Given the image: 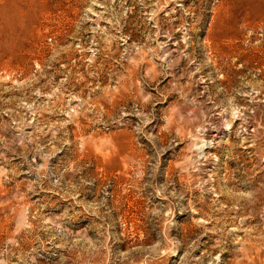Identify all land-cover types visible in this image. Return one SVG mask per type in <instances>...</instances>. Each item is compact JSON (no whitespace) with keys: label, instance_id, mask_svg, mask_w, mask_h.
I'll return each instance as SVG.
<instances>
[{"label":"rangeland","instance_id":"obj_1","mask_svg":"<svg viewBox=\"0 0 264 264\" xmlns=\"http://www.w3.org/2000/svg\"><path fill=\"white\" fill-rule=\"evenodd\" d=\"M262 4L0 0V264H264Z\"/></svg>","mask_w":264,"mask_h":264},{"label":"bare ground","instance_id":"obj_2","mask_svg":"<svg viewBox=\"0 0 264 264\" xmlns=\"http://www.w3.org/2000/svg\"><path fill=\"white\" fill-rule=\"evenodd\" d=\"M249 2H251V1H249ZM256 2V1H255ZM261 4L260 2H257V4ZM245 4H247V3H245ZM250 4V3H249ZM247 6V5H246ZM251 6H252V4H251ZM255 6V5H254ZM257 6V5H256ZM257 7H259V6H257ZM252 8H254V7H252ZM259 8H261V10H263L264 9V4H262V5H260V7ZM13 9V8H12ZM249 9V8H248ZM251 9V8H250ZM2 10V9H1ZM12 11V10H11ZM18 11V10H17ZM251 11V10H250ZM253 12V11H252ZM251 12V13H252ZM255 12V11H254ZM253 12V13H254ZM257 12V11H256ZM249 14V13H248ZM261 14V13H260ZM2 15V14H1ZM12 15V14H11ZM259 16V15H258ZM10 17V16H9ZM3 18V17H2ZM6 18H8V16L6 17ZM13 19H14V17H13ZM12 21V20H11ZM8 26V25H7ZM15 26V25H14ZM10 28H12V27H10ZM11 43V42H10Z\"/></svg>","mask_w":264,"mask_h":264}]
</instances>
